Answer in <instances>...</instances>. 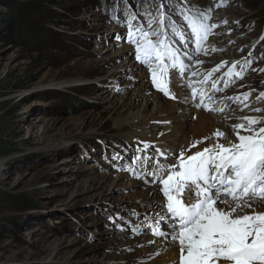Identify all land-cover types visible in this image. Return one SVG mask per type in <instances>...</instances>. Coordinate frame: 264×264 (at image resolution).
<instances>
[{"label": "rangeland", "instance_id": "1", "mask_svg": "<svg viewBox=\"0 0 264 264\" xmlns=\"http://www.w3.org/2000/svg\"><path fill=\"white\" fill-rule=\"evenodd\" d=\"M28 1L0 0V134L16 148L10 156L0 158V184L28 206L14 212L0 206V264H134L132 237L149 235L155 239L152 246L158 245L159 237L148 223L154 218L152 210L145 211L135 192L137 183L145 180L139 177L147 176V168L132 164L133 157L145 155L136 152L142 148L136 137L138 128L119 126L143 104L133 96L137 81L129 66L134 63L145 70V82L168 105L180 103L170 98L176 93L169 88L178 81L191 89L194 111L211 113L207 111L215 105L209 107L206 102L207 108L197 107V88L206 76L205 97L216 89L210 100L217 96L232 100L219 112L223 120L238 114L241 119L264 118V99L257 100L264 93V40L260 39L264 36V0H43L52 10L49 22L40 24L43 37L22 30L12 33L14 42L7 41L10 14L28 27L21 9ZM144 1L151 3L146 6ZM161 3L164 9H160ZM208 9L207 23L216 27L197 48L185 17ZM161 12L165 22L159 27L167 33L166 43L176 51L177 62L185 65L180 73L178 67H171L172 59L165 57L167 70L158 72L157 78L170 89L169 96L152 83L155 63L149 67L139 62L135 44L127 40L133 15V27L150 31L158 27ZM149 20L154 21L151 29ZM187 42L188 47L183 45ZM194 60L199 61L194 64ZM218 65L224 73L235 65L230 75L225 74L227 86L205 73ZM195 66L205 68L198 74L190 71ZM196 73L198 79L191 83ZM194 89L198 92L195 97ZM246 93L250 95L243 104ZM149 105L139 121L156 112L154 104ZM257 108L262 111H254ZM176 115L181 112L177 110ZM191 115L188 123H196L198 116ZM162 125L158 121L159 135ZM261 126L264 123L255 125ZM233 137L232 133L230 140ZM148 153L155 155V148ZM108 171L123 176L125 184L101 194L96 188L90 193L82 191L86 179ZM140 220H144L141 229L136 225ZM165 226L164 220L160 230Z\"/></svg>", "mask_w": 264, "mask_h": 264}, {"label": "snow or ice", "instance_id": "2", "mask_svg": "<svg viewBox=\"0 0 264 264\" xmlns=\"http://www.w3.org/2000/svg\"><path fill=\"white\" fill-rule=\"evenodd\" d=\"M164 7L161 3L160 9ZM210 11L185 17L191 34L196 37L197 48L211 28L216 27L207 23ZM134 19L135 15L128 21L127 40L135 44V56L139 62L149 67L155 63V67H151L152 83L169 96L167 86L157 78L158 72L167 70L163 63L165 57L172 59L171 67L179 66L181 72L185 65L177 62L176 51L166 43L167 33L159 27L164 25L165 15L161 12L155 29H151L154 21H148L150 31L143 26L133 27ZM152 36L157 39L152 40ZM116 38L121 39L120 36ZM260 39L264 40V36ZM221 66L215 70L219 71ZM233 69H229L226 75H230ZM196 95L194 89L193 96ZM244 95L247 99L250 94ZM208 99L210 102V97ZM261 99H264V93L257 98L258 101ZM197 107L207 108L205 94L200 93ZM261 123L264 118L244 117L241 123L234 125L238 142L216 143L188 156L181 151L175 157L177 164H170L167 152L147 142H142L143 147L136 149L137 153L145 155L133 157L132 164L147 168V175L153 179L146 182L156 185L157 192H162L166 198V203L158 201L156 207L162 210L157 214L158 219L168 221L169 231L160 230L157 221L156 226H151L152 233L178 243L180 256L176 264H264V212H256L251 203L264 199V126L255 127ZM214 135L218 138L224 136L219 130ZM194 147L197 145H191L188 151ZM149 148H155V155L146 154ZM124 167L136 175L133 167ZM242 208H252V214H239L238 209Z\"/></svg>", "mask_w": 264, "mask_h": 264}, {"label": "bare ground", "instance_id": "3", "mask_svg": "<svg viewBox=\"0 0 264 264\" xmlns=\"http://www.w3.org/2000/svg\"><path fill=\"white\" fill-rule=\"evenodd\" d=\"M188 42L186 43V45L185 44L183 45L188 47L189 46ZM186 53L188 55L189 52ZM197 61L199 60H194L193 63L195 64V62ZM214 67L210 66V69L207 70L205 73H211V77H213L212 80L220 81L219 84L222 85V87L227 86L228 84L224 80L226 73H224L223 71L222 72L216 71L215 69H213ZM204 68L199 70V66H195L194 68H190L191 69L190 71L191 72L198 71V74H201ZM129 69H131L132 71L131 75L136 79L135 81H137L136 82L137 88L133 96L135 97L136 101H143V104L142 106H140L141 110H138L137 113H132L129 116H127L126 119H123L119 123V126L125 127L128 125L131 127L133 126V129L135 127L138 128L137 132L135 131L136 137H138V139H140L142 142L146 141L150 143V145H154L155 147H158L161 150L167 152L170 157L168 161L170 164L178 163L175 157H178L181 151H184L185 156H188L194 154L196 151L202 150L205 147H210L212 145H215L216 143L228 144L229 141H232L234 143L238 142L235 137L236 134L234 131V125L241 123L242 115L239 114L235 115L233 116L232 119L226 118L227 121L223 120V118L220 117V113H219L220 110L221 109L223 110L224 108L223 106L225 104H227L226 105L227 108L232 100H228L226 98H224L223 100L222 99L223 97L217 96V97H213L209 102L208 98L211 97L212 93L214 94L216 92L215 88L217 87L214 88L215 89L214 91L210 92L211 95L209 94L206 97L205 102L209 103V107L215 105L218 108H216L215 106L214 108H210L212 110H208L207 112H211V113L207 114L205 112H200V111L198 112L193 110L192 108L193 99L190 94L191 89L189 88L188 85H186V87L183 88L182 85L178 83V81L170 85L169 88L174 90V92L176 93V95L172 93L173 96H175L176 99H179L180 103L178 104L171 103L168 105L166 104V102H164V98H163L164 96H162L161 94L159 95V93L158 94L153 93L151 88L149 87L148 82H145V78H146L145 70L135 66L134 63L130 64ZM198 74L196 73V76L193 77L191 83H195V80L198 79L197 77ZM217 74L218 75L221 74L222 76L221 77L218 76V78H216ZM186 76L188 77L187 73ZM203 76H205V74H202V77ZM207 79L208 78L205 76V79L201 82L202 87H204ZM244 99L245 97L243 98V104L245 103ZM152 103L156 108L155 110L156 112L155 113L153 112V114L150 115V117L146 121L144 120L143 122L139 121V119L147 112L146 108L151 106L149 104ZM176 107H178V109ZM236 109L239 108L237 107ZM177 110L181 112V115L179 116L176 115ZM194 113L195 115L198 116L197 118L198 120L196 123L193 122L189 124L188 121L190 119V116H192L191 114ZM159 115L161 117H159ZM135 120H138L136 124L134 122ZM158 121L163 122L162 125L163 126L162 128H164L163 135H159V131L161 130L160 127L158 126ZM154 122L157 124H153ZM215 128L218 129L215 130ZM168 130L169 132H166ZM217 130H219L221 133L224 134V136L222 137L223 140L218 139L217 136L214 135V133H216ZM156 131L158 132L155 133ZM153 133L155 134L153 135ZM232 133L234 134V137L232 140H230V136ZM205 137H207L208 139L203 140V138ZM131 139L133 138L131 137L130 140ZM202 140L203 142H200ZM193 144H196L197 147L191 148V151H188L189 147ZM142 147H143V143H142ZM147 154L149 156L152 155L148 153V150H147ZM157 158L161 159L159 156ZM147 176L144 180L145 182L139 181V183H137L136 185L137 188L134 187L136 196L138 197L139 202L141 201L142 207H145V211L151 209L153 212L154 218H150L148 223L152 224L153 226H156L158 221V225L160 227V225L164 222V220L158 219L157 214L160 213L162 210L159 207H156V203L161 200H163L165 203L166 201L163 199L162 192H157L156 185L146 182L147 180L153 179L151 176L148 177ZM123 184H125L124 177L121 175H116L115 171H108L104 175L95 173L93 177H89L84 181V188L82 189V191L86 193H90V191L96 188L97 193L101 194L106 189H111L114 186L120 187ZM128 185L130 187L135 184L130 183ZM160 187L162 188V185H160ZM153 193L155 194L152 195ZM251 203L253 204V208L255 207L257 208L256 212L264 211V203L258 204V201H254ZM232 206L234 207L235 205L233 204ZM252 210H253L252 208L250 209L243 208V209H238V212L239 214H252L251 213ZM140 221L136 223L139 229H141L144 224V220L141 222ZM165 222H166V226L164 227L163 231H169V229L167 228L168 221L166 219ZM134 236L135 237L132 238H134L133 249L135 250V252L131 257L132 259L135 260L134 264H138L140 261L142 262V264H176V262L179 260L180 252H179V245L177 242L176 243L170 242L169 239L159 237L156 240L158 245L152 246L150 245L149 241H154L155 239L150 238L149 235L138 233L135 234ZM156 253L159 254L156 255Z\"/></svg>", "mask_w": 264, "mask_h": 264}, {"label": "trees", "instance_id": "4", "mask_svg": "<svg viewBox=\"0 0 264 264\" xmlns=\"http://www.w3.org/2000/svg\"><path fill=\"white\" fill-rule=\"evenodd\" d=\"M151 2L144 1L143 5L148 6ZM10 7V6H9ZM12 13H14V10L9 8ZM21 9L24 12V15L28 19L27 26L30 28H24L22 26V23L14 18L13 15L10 14V16L7 18V32L9 35H7L6 40L14 42V39L11 38L12 33L15 31H22V30H29L31 36L36 35L39 38L43 37L42 30L39 29L41 22L47 21L49 22V19H51V6L44 2L43 0H31L23 4L21 6ZM45 25V24H44ZM48 26H46L47 28ZM48 31V30H47ZM24 32V31H22ZM28 32V31H27ZM28 32V33H29ZM16 150L15 145L12 142L7 141L2 134H0V158H6L14 153ZM24 201H21L18 196L13 195L12 193L5 190L2 185L0 184V206H5L7 208L8 212H14V211H22V209H25L28 207L27 205L23 206ZM22 205V206H21ZM13 224L17 223V221H13Z\"/></svg>", "mask_w": 264, "mask_h": 264}]
</instances>
